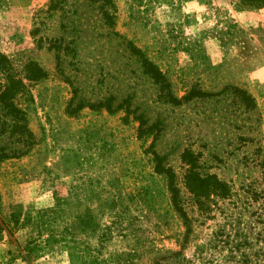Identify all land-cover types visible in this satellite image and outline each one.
I'll list each match as a JSON object with an SVG mask.
<instances>
[{
  "label": "rangeland",
  "instance_id": "1",
  "mask_svg": "<svg viewBox=\"0 0 264 264\" xmlns=\"http://www.w3.org/2000/svg\"><path fill=\"white\" fill-rule=\"evenodd\" d=\"M58 5L62 10L49 9V0H0V55L7 62L0 83L9 77L12 103L31 134V145L22 147L9 123L7 131L0 127V154L7 155L0 161V218L14 205L50 207L53 192L64 196L68 186L119 197L111 204L93 197V234L41 243L32 264H208L209 253L214 260L223 251L213 248L216 236L241 229L264 239L256 150L264 147V0H111L105 5L111 26L95 4ZM126 42L159 69L160 88L141 73ZM99 62L104 85L95 83ZM65 78L83 98L110 93L148 123H162L153 151L166 155L175 173L188 229L166 179L153 173L151 138L137 139L132 114L84 108L68 115L72 90ZM234 87L253 99L252 110ZM195 90L223 92L204 97ZM189 94L192 101L178 105L165 97ZM185 148L200 153L199 174H215L229 187L227 198L210 196L208 211H199L184 189ZM34 235L23 230L12 239L22 245ZM0 264H25L5 235Z\"/></svg>",
  "mask_w": 264,
  "mask_h": 264
},
{
  "label": "trees",
  "instance_id": "2",
  "mask_svg": "<svg viewBox=\"0 0 264 264\" xmlns=\"http://www.w3.org/2000/svg\"><path fill=\"white\" fill-rule=\"evenodd\" d=\"M84 1L92 5L95 4L97 9L101 12L106 25H112L113 21L111 20V15H109L108 11L105 9V5H109L111 0ZM49 9L62 10L58 5V0H49ZM124 49L129 56H137L134 58L139 65L138 67L141 73L146 75L151 79L153 84L160 88L163 83V76L159 69L142 57L141 51L131 43L126 42L124 44ZM6 63V59L0 55V73L7 72ZM98 64H101V62L95 63L99 70L98 78L95 80V83L104 85L105 81L103 82V79L106 73L103 69L104 66ZM59 72H63L62 68L59 69ZM65 80L68 82L69 86H71L72 90V97L67 102L65 108L68 115L73 116L84 108L95 112H99L103 109L108 114H114L120 110H123L126 116L132 114V119L138 122L136 128L137 139L146 141L148 138H151V142L148 146V153L151 155L150 162L153 165V173L157 176H163L164 179H166L167 191L170 194L171 202L188 229L190 219L183 207V199L181 198L180 190L176 187L175 173L172 167L167 165L166 155H159L153 151V143L158 133L161 131L162 123H160V121L148 123V120H146L142 114L135 115L134 110H127L126 107L123 108L122 104L126 99L117 101V97L110 93L94 100L83 98L78 95L79 90L76 86H73V81L68 78H65ZM8 82L9 77L4 76V83H0V111L2 112H0V116L8 118L9 122L0 120V127L4 126L2 131H7L5 126L7 127V123H9L10 128L8 131L17 135L14 141L20 142L22 147L26 146L28 148L29 145H31V134L25 127L23 112L12 103L13 98L11 99V97L13 91L10 86L8 87L6 85ZM232 90L241 94L239 98L246 109L252 110L254 108L253 99L245 91L235 87ZM194 92L196 95L206 97L220 95L223 90L211 93L196 90ZM191 95L192 94L181 97L179 100L169 95H165V97H168L167 101L171 100L172 104L178 105L181 102L192 101ZM19 122L20 124H18ZM256 150L258 153L257 156L260 157L259 165L262 167V179L264 180V147H257ZM6 157L7 155L0 154V161ZM199 159L200 153H194L190 148L182 149L179 153V160L184 166L182 175L184 189L191 196L194 205L197 206L199 211H208L210 196H214L218 199L227 198L229 187L224 181L218 179L215 174H199V170L202 168ZM101 194L102 191L94 192L88 188L68 186L64 196H59L56 192H53V204L50 207L24 210L22 205L11 206L9 214L4 218H0V240L3 238V235H5L15 244L20 260L25 264H32L33 258L40 249L41 243H46L47 241H51V243L57 241H68L73 243L78 240L76 235H79V237H86L87 233L93 234L97 228V224L94 221L96 217L92 214L89 207L91 206V199L96 197L98 201L105 202V200L107 201L109 198L111 204L119 197V195L100 197ZM23 230H28L30 233L34 231L35 235L28 237L24 244L19 245L12 237L14 233ZM212 240L214 242L213 248H221L223 251H220V256L214 260H212L214 255L209 253L208 258L205 259L208 264H264V244H262L264 243V239L259 238L258 235L250 238L247 234H244L241 229H238L237 232L231 235L221 234ZM209 243L211 242L209 241Z\"/></svg>",
  "mask_w": 264,
  "mask_h": 264
}]
</instances>
